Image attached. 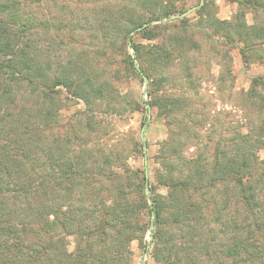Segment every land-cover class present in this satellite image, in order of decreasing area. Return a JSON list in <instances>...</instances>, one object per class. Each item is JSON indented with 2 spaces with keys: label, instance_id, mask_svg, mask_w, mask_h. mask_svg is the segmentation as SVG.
Listing matches in <instances>:
<instances>
[{
  "label": "trees",
  "instance_id": "trees-1",
  "mask_svg": "<svg viewBox=\"0 0 264 264\" xmlns=\"http://www.w3.org/2000/svg\"><path fill=\"white\" fill-rule=\"evenodd\" d=\"M127 1L135 6L108 10L106 19L124 35L125 46L133 48L140 70L149 77L150 69L174 60L173 48L162 42L135 43L129 33L185 10L182 0ZM235 1L264 7V0ZM18 5L17 0H0V14L8 12L6 18L0 16V264H133L130 243L138 242L147 252L143 240L151 224L150 255L158 264H264V218L259 215L264 169L256 174L254 153L259 140L253 143L241 135V144L215 148L209 158H183L179 175L174 161L182 157L180 148L175 139L165 141L172 159L160 178L168 189L165 197L153 193L151 185L147 196L144 171L121 163L113 150L94 152L77 136L59 137L52 144L61 90L90 112L86 125L96 115L97 101L112 107L115 94L79 60L51 70L49 61L35 52V27L43 23L32 20L31 8ZM196 11L203 17L206 4ZM4 19L14 25L11 31ZM209 19L217 30H234L244 63L256 46L264 50V26L247 25L242 16L234 23ZM166 27L150 24L136 34L151 41ZM171 41L179 49L186 37ZM124 54L122 62L134 71V58ZM258 87L264 89V76L253 78L246 93L255 96ZM21 90L29 91V100ZM177 100L155 96L148 103L167 117ZM68 235L75 238L73 251L67 249Z\"/></svg>",
  "mask_w": 264,
  "mask_h": 264
},
{
  "label": "rangeland",
  "instance_id": "rangeland-1",
  "mask_svg": "<svg viewBox=\"0 0 264 264\" xmlns=\"http://www.w3.org/2000/svg\"><path fill=\"white\" fill-rule=\"evenodd\" d=\"M17 1L18 8H31L32 20L43 23L35 27V52L43 61H49L51 70L69 66V60H79L85 64L83 66L88 74L99 82L108 83L115 94L111 97L116 100L112 107L103 106L97 101L93 106L96 115L86 125L90 112L85 110L81 100L61 90L56 100L58 103L54 105L57 116L50 132L52 144L59 137L77 136L82 144L94 152H117L120 162L133 170L144 171L146 156L148 187L151 185L153 193L161 197H165L168 190L160 178L168 171L166 165L171 166L169 148L165 145L170 138L175 139L182 155L174 161L178 168L177 175L184 172L181 165L183 158H196L199 155L209 158L215 148L220 150L230 144H241V135L249 136L251 142L259 140L260 143L255 144L260 148L254 150L258 160L255 172L258 174L264 169V89L258 87L255 96L246 93L253 78L264 76V50L256 46L255 51L247 54V62L244 63L239 54V48L243 45L237 41L234 30H217L216 24L209 19L212 15L234 23L238 16H242L247 25L264 26V7H248L235 0H203L201 4L200 0H182L180 4L185 11L199 5L184 16L187 18L185 21L180 22L184 17L166 20L173 14L157 22L143 24V27L166 24V28L159 30L158 39H142L136 32L143 27H137L129 33L135 43L162 42L168 45L166 47L173 48L175 56L168 65L150 69L151 75L148 77L140 70L130 42L129 46H125L124 35L110 24L109 18L106 19L108 10L128 9L134 5L132 2ZM203 4H206L207 13L202 17L196 10ZM7 13L0 16L6 18ZM4 23V27L8 25L10 31L13 29L14 25L10 26L8 20L4 19ZM177 35L186 37V43L174 49L171 38ZM191 40L195 45H191ZM124 52L134 58V71L122 62ZM22 87L30 90L25 85ZM20 95H26L25 98L29 100L28 90H21ZM155 96L175 97L179 105L172 115L162 116L156 107L148 103ZM146 104L150 107L149 112ZM144 125L145 147L140 139ZM260 201L264 203V195L260 196ZM259 215L264 218V206ZM153 218L151 214L150 220ZM154 230L155 226L151 224L144 236L147 252H142L138 242L130 243L133 264H158L150 255ZM65 241L68 251H73L75 238L68 235Z\"/></svg>",
  "mask_w": 264,
  "mask_h": 264
},
{
  "label": "water",
  "instance_id": "water-1",
  "mask_svg": "<svg viewBox=\"0 0 264 264\" xmlns=\"http://www.w3.org/2000/svg\"><path fill=\"white\" fill-rule=\"evenodd\" d=\"M202 1L203 0H200V4L202 3ZM198 6L199 5L193 6V7L189 8V9H187L186 11H184L181 14H175L173 16H170L166 20H171V19H176V18H182V17L186 16L188 13H190L191 11H194L196 8H198ZM140 28L141 27H139L138 29H140ZM143 80L146 83V78L145 77H143ZM146 108H147V110L149 112L150 111L149 105L146 104ZM147 119H149V115L147 116ZM144 128H145V125L142 127L141 133H140V139H141V143H142V146L143 147H145V142H144V139H143V131H144ZM146 164H147V159H146V156H144V174H145L146 179H147L148 178V172H147ZM145 193L148 196V194H149L148 180H146V182H145Z\"/></svg>",
  "mask_w": 264,
  "mask_h": 264
}]
</instances>
